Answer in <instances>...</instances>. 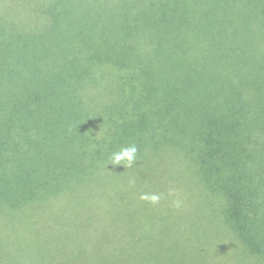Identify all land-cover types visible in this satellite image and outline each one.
<instances>
[{
  "label": "trees",
  "instance_id": "16d2710c",
  "mask_svg": "<svg viewBox=\"0 0 264 264\" xmlns=\"http://www.w3.org/2000/svg\"><path fill=\"white\" fill-rule=\"evenodd\" d=\"M169 171L264 264V0H0V212L107 215L87 206L162 200ZM103 219L107 264H159Z\"/></svg>",
  "mask_w": 264,
  "mask_h": 264
},
{
  "label": "rangeland",
  "instance_id": "374dc122",
  "mask_svg": "<svg viewBox=\"0 0 264 264\" xmlns=\"http://www.w3.org/2000/svg\"><path fill=\"white\" fill-rule=\"evenodd\" d=\"M167 181L157 204L147 199L120 200L113 210L95 200L87 206L107 215L86 217L84 208L67 203L0 212V264H107L114 250H99L97 235L104 228L103 218L126 222L131 233L144 239L142 249L153 253L159 264H261L223 223L219 214L222 199L191 185L192 180L183 173L175 182L169 171ZM147 187L138 182L131 189ZM177 199L182 202L180 208L175 206ZM88 230L93 237L82 239Z\"/></svg>",
  "mask_w": 264,
  "mask_h": 264
},
{
  "label": "clouds",
  "instance_id": "9594fccd",
  "mask_svg": "<svg viewBox=\"0 0 264 264\" xmlns=\"http://www.w3.org/2000/svg\"><path fill=\"white\" fill-rule=\"evenodd\" d=\"M138 147L135 144H132L127 147L121 148L118 152H114L111 155L110 163L113 165L117 164H124L126 167H131L135 161L137 160V154H138ZM135 181H130V184H134ZM172 193H170L171 195ZM142 199L150 200L151 203L157 204L159 203L160 196L157 194H152L150 196L144 195L142 196ZM175 206L177 208L181 207L182 202L177 199L175 202Z\"/></svg>",
  "mask_w": 264,
  "mask_h": 264
}]
</instances>
